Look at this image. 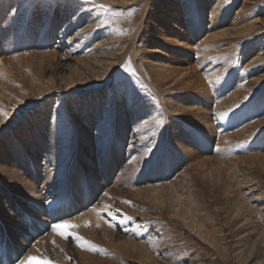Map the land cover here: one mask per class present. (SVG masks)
<instances>
[{"label": "rangeland", "instance_id": "1", "mask_svg": "<svg viewBox=\"0 0 264 264\" xmlns=\"http://www.w3.org/2000/svg\"><path fill=\"white\" fill-rule=\"evenodd\" d=\"M120 1L0 0V246L19 252L9 264H264V0ZM169 8L183 20L165 21ZM101 122L114 125L106 144ZM62 129L59 157L48 146ZM151 183L168 188L165 205L137 197ZM184 186L213 243L172 215ZM69 191L76 209L52 211ZM85 211L86 233L53 230ZM124 238L154 260L109 244Z\"/></svg>", "mask_w": 264, "mask_h": 264}, {"label": "bare ground", "instance_id": "2", "mask_svg": "<svg viewBox=\"0 0 264 264\" xmlns=\"http://www.w3.org/2000/svg\"><path fill=\"white\" fill-rule=\"evenodd\" d=\"M133 1V0H132ZM120 2H125V0H121ZM181 10V9H180ZM215 10V9H214ZM213 10V11H214ZM146 12V11H145ZM144 12V13H145ZM182 13H184V12H182ZM165 15V21H167V22H171V21H178V20H183L182 18H181V16L182 15H180V13L179 12H177V11H173V10H171L170 8L169 9H166V13L164 14ZM173 23V22H172ZM183 29H184V27L181 25V26H179V30H180V32L178 33V34H181L182 33V31H183ZM246 29V28H245ZM247 30V29H246ZM182 41V40H181ZM184 41V40H183ZM183 43H185L186 44V42H183ZM2 62V61H1ZM153 62V61H152ZM154 63V62H153ZM2 64H3V62H2ZM1 67V66H0ZM2 68V67H1ZM5 68V67H4ZM103 73V72H102ZM201 80V79H200ZM199 80V81H200ZM234 96V95H233ZM117 105V104H116ZM122 107V106H121ZM121 110H122V108H120ZM124 109V108H123ZM15 112V111H14ZM56 113V112H55ZM118 113V112H117ZM117 113H116V117H117ZM124 112H122V114H123ZM15 115V114H14ZM152 115V114H151ZM13 116V115H12ZM114 116V114H113V117L114 118H116ZM105 121H107V120H105ZM104 121V122H105ZM109 121V120H108ZM112 121H113V119H112ZM102 123L101 122V124H99L98 126V131L99 132H97V135L99 136L100 135V137L103 139H105V144L106 143H108L109 142V140L111 139L110 137V135H112V133H113V131H114V125H108V124H106V123ZM110 122V121H109ZM1 124V123H0ZM52 124V123H51ZM259 124V123H258ZM3 125H6V122H3ZM123 125V124H122ZM256 126V125H255ZM63 128V127H62ZM166 129H167V127H166ZM55 133H56V137L53 139V144L50 146H48V150L50 151V150H52L53 152H56V154L58 153L59 154V157H61V155L62 154H66V148H62V147H64V144H63V140H64V138H65V134H66V130L65 129H62L61 130V133H57L56 131H55ZM91 133V132H90ZM153 133V132H152ZM52 137V136H51ZM84 137V136H83ZM159 137V136H158ZM158 137H156V139H158ZM63 138V139H62ZM231 140V139H230ZM158 140H155V143L157 142ZM162 141V140H161ZM166 143V142H165ZM65 144H66V142H65ZM163 144L164 143H162V145L161 146H158L157 145V147H155L154 149H155V152H160V151H162V149H163ZM226 144V143H225ZM100 146V145H99ZM101 152L100 151H97L96 152V154L97 155H102V154H100ZM161 155H163V154H161ZM248 155V154H247ZM258 155V154H257ZM164 156H166V155H164ZM251 156V155H250ZM260 156H261V154H260ZM259 156V157H260ZM62 157H64V155H62ZM247 157V156H246ZM262 157H263V155H262ZM261 157V158H262ZM250 158V157H249ZM264 158V157H263ZM262 158V159H263ZM171 159V158H170ZM220 158H218V160H219ZM231 159V158H230ZM247 159V158H246ZM202 159H200V161H201ZM205 160V159H204ZM207 160V159H206ZM259 160H260V158H259ZM264 160V159H263ZM62 161V160H61ZM199 161V164L200 163H202L203 161H201L200 162ZM221 161V160H220ZM249 161V160H248ZM206 162V161H205ZM247 162V161H246ZM251 162H252V160H251ZM261 162V161H260ZM168 163H170V161L167 159V158H165V164H168ZM219 163V162H218ZM221 163H223V162H221ZM227 163V162H226ZM262 163V162H261ZM208 164V163H207ZM213 164V163H212ZM263 165H264V163H262ZM198 165V164H197ZM206 165V163H204V167H208V166H205ZM216 165H218L219 166V164H216ZM203 166V165H202ZM201 166V167H202ZM212 166V165H211ZM210 166V167H211ZM222 166V165H221ZM226 165H224V167H225ZM203 167V168H204ZM215 167V166H214ZM220 167V166H219ZM216 168H218V167H216ZM216 168H214L215 170H216ZM155 169V168H154ZM210 169V168H209ZM211 169H212V167H211ZM202 170H204V169H202ZM220 169H217L216 171H217V173H218V171H219ZM154 171H156V170H153V171H151L150 172V174L152 175V176H154V175H157V173H155ZM200 171H201V169H200ZM209 171V170H208ZM202 172V171H201ZM213 172V171H212ZM221 172V171H220ZM162 173H165V172H162ZM11 174H13V170H11V169H7V171H6V176L7 177H10L11 176ZM77 174L79 175V173H78V171H77ZM182 174H185V173H182ZM186 174H187V172H186ZM210 174V173H209ZM205 175V174H204ZM211 175V174H210ZM231 175V174H230ZM67 176V175H66ZM151 176V177H152ZM186 176V179H187V177H188V175H185ZM217 176H219V174L217 175ZM231 176H233V175H231ZM212 177V176H211ZM234 177V176H233ZM179 178V177H178ZM213 178H214V174H213ZM149 179H151V178H149ZM182 179V178H181ZM184 179V178H183ZM230 179V178H229ZM215 180V179H214ZM84 181V180H83ZM179 181V180H178ZM85 182V181H84ZM219 182V181H218ZM33 183V182H32ZM165 183V182H164ZM176 183H177V181H176ZM185 183V182H184ZM187 183L189 184L190 182H189V180H187ZM216 183V182H215ZM11 184V183H10ZM153 183H151V184H149L150 186H148V188L149 189H146V188H142V189H140V190H138V192L136 193L137 194V197L138 196H140V199H141V197H145V199H148V200H150V201H158L160 204H164L165 205V203H166V201L167 200H165V197L167 196V194H166V191H167V187H165L164 186V184L163 185H155V184H153ZM218 184V183H217ZM58 185H60L59 183H58ZM67 185V184H66ZM84 185H85V183H84ZM147 185V184H146ZM166 185V184H165ZM171 185V184H170ZM178 185V184H177ZM181 185H182V183H181ZM187 185V184H186ZM194 185V184H193ZM236 185H238V184H236ZM190 186V185H189ZM189 186H184L183 188H186L187 189V187H188V191H184L183 189H182V191H181V193H179L178 195H174L173 196V199L171 200V202H172V206H171V202H170V206L172 207V215H174V216H176L177 218H179V219H181L183 222H184V224L185 225H187L188 226V228H190L194 233H196L197 235H199L201 238H203L204 240H207L208 242H210V243H213V240H212V234H211V230H209V228H207V222L209 221V220H207V219H205V218H207V217H203L202 215V213L201 212H203V209H202V206L199 204V201L197 200L198 198L196 197V195L195 194H193V192H191V191H189V189H191V187H189ZM228 186V185H227ZM67 187V186H66ZM173 188H174V186H172ZM178 187V186H177ZM229 187V186H228ZM227 188V187H226ZM56 191H58L57 189H55ZM120 190V189H119ZM174 190H175V188L173 189V192H174ZM177 190V189H176ZM176 190H175V192H176ZM31 192H32V190H31ZM34 192V191H33ZM176 194H177V192H176ZM225 194V193H224ZM73 195V196H72ZM203 195V194H202ZM201 196V195H200ZM61 197V196H60ZM73 197H75V195L72 193V192H70L69 191V193H68V200H66V203L65 202H61V204L60 205H56L57 207H54L53 208V210L52 211H56L57 209H59L58 210V213L60 214V213H71L72 212V210H74V209H76V205H75V203L73 202ZM106 197H109V196H106ZM114 198V197H113ZM139 198V197H138ZM84 199V198H83ZM107 199V198H106ZM110 199H112V198H110ZM117 200V199H116ZM238 200V199H237ZM39 201V200H38ZM63 201V200H62ZM239 201V200H238ZM59 202V201H58ZM113 202V201H112ZM157 202V203H158ZM40 203V202H39ZM57 203V202H56ZM111 203V202H110ZM126 204V203H125ZM260 204H262V203H260ZM99 205V204H98ZM163 205V206H164ZM55 206V205H54ZM106 206H109V205H106ZM98 207V206H97ZM114 207V206H113ZM237 209L239 210L240 208H241V210L242 209H245L247 206H246V204H245V202H244V200L242 199V200H240L239 201V203H238V205H237ZM262 207V211L264 212V206H261ZM63 208V209H62ZM95 208H96V206H95ZM108 208V207H107ZM115 208V207H114ZM135 208V207H134ZM137 208V207H136ZM148 209V208H147ZM247 209V208H246ZM41 210V209H40ZM136 210V209H135ZM54 211V212H55ZM199 211H201V212H199ZM86 212L87 211H85V213H84V217H76V218H74V220L72 219V220H69L68 222H70L69 223V227H71L70 225H76V227L75 228H73V229H75V230H77V231H81L82 233H86L87 232V229L85 228V225H86V223L87 222H89V220H92V217H90L91 219H89V214H86ZM134 212V211H133ZM89 213V212H88ZM135 213H137V214H140L141 212H140V209H138V211H135ZM201 213V214H200ZM159 214H162V212L161 213H159ZM205 214V213H204ZM53 215V214H52ZM86 215V216H85ZM142 215V214H141ZM54 216V215H53ZM210 216V215H209ZM215 216V215H214ZM88 217V218H87ZM211 218V217H210ZM93 219H95L94 218V216H93ZM118 219H119V217H118ZM214 219V218H213ZM96 220V219H95ZM94 220V221H95ZM105 220V219H104ZM148 220V219H147ZM102 222V221H101ZM98 223H100V222H98ZM106 223H107V221H106ZM89 224H91V223H89ZM97 224V223H96ZM90 226V225H89ZM95 226V225H94ZM93 226V227H94ZM213 225H211V227H212ZM215 226V225H214ZM96 227V226H95ZM160 227V226H159ZM216 227V226H215ZM214 227V228H215ZM230 228V227H229ZM106 229V228H105ZM109 230H110V228H109ZM231 230V229H230ZM107 231V234L108 235H111V234H113L111 231L110 232H108V230H106ZM113 231V230H112ZM216 231V230H215ZM220 231V229H218V232ZM117 234V233H116ZM221 234V233H220ZM226 234V233H225ZM238 233H236V235H237ZM260 235H262V240L260 241V243L262 244V247H259V250L260 249H263L264 250V229H263V231L262 232H260L259 233ZM224 235V234H223ZM232 235V234H231ZM117 236V235H116ZM235 236V235H234ZM112 237H113V235H111V239H112ZM4 238H5V236H4ZM52 238H53V241H55V240H58V238H57V236H55V234H54V236H52ZM118 239H120L119 237H117ZM117 238H116V240H117ZM227 238V237H226ZM230 238V237H229ZM125 239V238H124ZM223 239V238H222ZM158 240V239H157ZM225 240V239H224ZM120 241V240H119ZM124 241V240H123ZM134 240H129L128 238L127 239H125V242H122V244H120V243H116V244H114V242L115 241H113V240H111V242H109V244H112L114 247H116V248H118L120 251H122V253H125V254H128L129 255V253H132V256H138V257H143V258H146V259H150V258H152L151 260H154V257L152 256V254L148 251V250H146V248L142 245V244H138V242L137 243H135V242H133ZM248 241H249V239H248ZM7 244V243H6ZM10 244H12V243H10L9 242V246L7 247V249L5 248V247H2V246H0V249H1V252H0V264H3V263H5V254L4 253H6V257H7V259L9 260V261H12V259H13V254L15 253L16 255H18V251H17V249H16V247L14 248V246L13 245H10ZM120 245H121V249H120ZM150 245H151V243H150ZM243 245V244H242ZM254 244H252V246L250 245V243L247 245V249H245L246 251H247V253H248V256H250L251 254H253V252H254V246H253ZM12 246V247H11ZM251 246V247H250ZM168 247H169V245H168ZM4 248H5V251H4ZM171 248V247H170ZM174 248V247H173ZM214 248V247H213ZM167 249V248H166ZM253 250V251H252ZM256 251V250H255ZM68 252V251H67ZM74 252V251H73ZM72 253V252H71ZM83 254V253H82ZM62 255V254H61ZM84 255H86L87 256V254H84ZM127 255V256H128ZM52 256V255H51ZM63 256V255H62ZM92 256V255H91ZM136 256V257H137ZM245 257H246V259H248L249 257H247L246 256V254L244 255ZM64 257H65V255H64ZM66 257H67V255H66ZM54 258H59V256H54ZM90 258V257H89ZM62 259H64V258H62L61 257V259L60 260H62ZM68 259V258H67ZM82 259V258H81ZM49 260V259H48ZM95 260V259H94ZM65 261V260H64ZM75 261V260H74ZM77 261V260H76ZM107 261V260H106ZM160 261V260H159ZM60 261H58V263H59ZM107 262H110V261H107ZM148 262V261H147ZM157 262V261H156ZM246 262V261H245ZM62 263V262H61ZM92 263V262H91ZM118 263V262H117ZM159 263V262H158ZM165 263V262H164ZM67 264V263H66ZM85 264V263H84ZM96 264V263H95ZM171 264V263H170Z\"/></svg>", "mask_w": 264, "mask_h": 264}, {"label": "snow or ice", "instance_id": "3", "mask_svg": "<svg viewBox=\"0 0 264 264\" xmlns=\"http://www.w3.org/2000/svg\"><path fill=\"white\" fill-rule=\"evenodd\" d=\"M5 115H6V113H5ZM105 207H107V206H105ZM108 215H109V216H112L113 219H115V214H113L112 212H109ZM125 219H130V217H125ZM120 222H121V223H124L123 220L120 221ZM69 223H70V222L65 221L63 225H62V224H56V225H53V230H54V231H59V230H60L61 228H63L65 225H69ZM70 226L73 227V228L76 227V225H70ZM59 234L65 236V237H67V235H73L74 238H75V240L78 241V242L81 241V239H82L79 235H76L75 233H65V232H60ZM84 243H90V242L85 241ZM21 264H25V262H24V261H21Z\"/></svg>", "mask_w": 264, "mask_h": 264}]
</instances>
